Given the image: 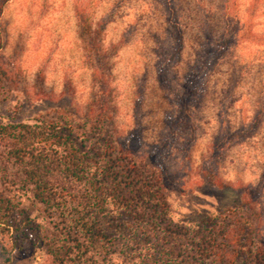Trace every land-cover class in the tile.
<instances>
[{"label": "rangeland", "instance_id": "obj_1", "mask_svg": "<svg viewBox=\"0 0 264 264\" xmlns=\"http://www.w3.org/2000/svg\"><path fill=\"white\" fill-rule=\"evenodd\" d=\"M254 1L8 0L5 4L1 54L12 82L6 85L7 100L0 98V121L47 119L69 126L81 149L100 145L96 158L103 163L108 159L105 179L117 175L132 191L142 183L137 170L155 167L158 185L167 196L169 210L157 218V225L136 226L128 210L100 206L107 237L90 244L81 264H152L166 251H172V264L177 260L216 264L217 256L207 254L214 253V247L199 251L198 244L221 245L222 233L246 219L250 221L246 240L254 254L245 255V263L264 264L255 255L264 246V0H258L255 8ZM79 9L90 16L94 28L102 26L105 62L87 50ZM172 10L182 27V49L161 82L157 65L168 45ZM238 22L240 27L250 23L256 36L239 38L227 54L212 62L203 91L180 104L186 75L196 67L205 69L207 63L201 60L205 46L218 43L224 29L231 32ZM258 113L251 132L229 140L218 156L210 157L216 136L226 129L250 128ZM5 153L0 145V193L14 197L32 219L30 238L15 264H41L45 253L36 241L67 231L73 210L68 207L64 212L35 201L15 166L9 164L3 174ZM137 210L158 213L144 204ZM204 217L217 219L206 228L191 226ZM185 230L189 232L184 234ZM202 234H206L202 241L195 237ZM70 235L76 238L78 233L71 230Z\"/></svg>", "mask_w": 264, "mask_h": 264}, {"label": "trees", "instance_id": "obj_2", "mask_svg": "<svg viewBox=\"0 0 264 264\" xmlns=\"http://www.w3.org/2000/svg\"><path fill=\"white\" fill-rule=\"evenodd\" d=\"M7 1L0 0V20ZM257 4L258 0H255L254 8ZM168 19L170 22L168 45L163 48L157 65L161 82L166 80L170 62L179 56L182 49V27L173 10L169 13ZM78 20L90 55L105 62L108 55L101 47L102 26L94 28L90 16L84 9H79ZM239 25V22L236 23L233 26L235 30L231 32L224 29L218 43H209L205 46L201 56L202 62L207 63L205 69L200 71V67H196L186 75L188 81L183 87L184 94L183 99H179L180 104L185 103L186 97L200 94L203 91L211 72L212 62L214 63L222 55L227 54L239 38L256 36L251 30L250 23L243 27ZM236 31L238 34L234 35ZM2 45L0 23V98L5 101L7 100L5 94L9 91L6 85L12 82V75L3 62ZM259 118L258 113L256 123L250 128H241L232 132L228 129L223 130V133L216 136L212 144L210 157L218 156L229 140L245 137L253 130L252 128L256 127ZM72 130L69 126L47 119H35L31 122L0 121V145H3L6 150V161L1 167L3 174L8 171L9 164L12 167L15 166L18 169L16 174H19V180L35 201L64 212L68 210V207L73 210L67 231L61 235L51 233L38 237L39 240L35 244L41 246L45 253L41 264H81L82 256L88 251L90 244L107 237L99 216L102 205L110 204L116 209L128 210L132 213L136 226H145L149 223L157 225L159 223L157 218L169 210L167 196L158 185L155 167L150 169L151 171L136 169L142 183L131 191L126 188L127 186H123L121 181H118L117 175L110 180L105 179L108 159L103 163L101 159L96 158L101 153L100 145L94 143L97 145L94 146L95 153L90 155L88 152L94 147H91L89 151L81 149L75 143ZM110 154L109 152L108 156ZM139 204L147 205L149 209L157 210L158 213L150 215L140 213L137 210ZM216 219L217 217H204L192 222L191 226L204 225L206 228ZM31 222L32 219L27 216L24 208L19 207V202L14 197L3 196L0 193V264H15L18 252L30 238L28 229ZM249 223L250 221L246 219L242 225L227 230L228 234L222 233L221 245L214 241L205 242L207 245L201 242L197 250H206L209 246L214 247V253L207 254L217 256L218 263L216 264H246L244 256L254 254L253 246L246 240V225L250 226ZM71 230L78 233L76 238L71 237ZM183 232L187 234L189 231ZM195 237L202 241L206 234ZM255 255L264 259V246ZM172 257V251H166L165 254L161 253L152 264H172L169 262L174 260ZM175 264H184V261L177 260Z\"/></svg>", "mask_w": 264, "mask_h": 264}]
</instances>
